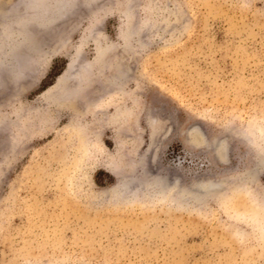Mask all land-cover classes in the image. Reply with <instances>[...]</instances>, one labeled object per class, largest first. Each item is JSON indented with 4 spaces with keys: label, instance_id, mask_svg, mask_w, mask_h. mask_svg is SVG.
Instances as JSON below:
<instances>
[{
    "label": "rangeland",
    "instance_id": "obj_1",
    "mask_svg": "<svg viewBox=\"0 0 264 264\" xmlns=\"http://www.w3.org/2000/svg\"><path fill=\"white\" fill-rule=\"evenodd\" d=\"M23 2L0 0V264H264V0H75L26 56Z\"/></svg>",
    "mask_w": 264,
    "mask_h": 264
},
{
    "label": "bare ground",
    "instance_id": "obj_2",
    "mask_svg": "<svg viewBox=\"0 0 264 264\" xmlns=\"http://www.w3.org/2000/svg\"><path fill=\"white\" fill-rule=\"evenodd\" d=\"M22 7L24 9V13H23L24 17L22 18V20H20V22L18 24L13 25V26L16 27L18 25L17 30H16L17 32L15 31L16 36L18 37V42L20 41L19 45H20L21 50H23L22 53L26 56L27 54H35L38 52L39 53L43 52L42 48L44 46V43H46V41H45L46 39L44 40L45 35H52L53 33H55V34L59 33V31H58L59 21H60L61 17H63V14L68 9L72 10L75 8V0H70V1H68V0H52L51 7H49V6L47 7L44 0H25V2H23ZM19 56H20V54H19ZM25 56H23L22 58H24ZM19 58H21V57H19ZM25 59H26V57H25ZM15 60H16V58H15ZM21 60L22 59H20L19 62ZM12 62H13V60H12ZM16 62H17V60H16ZM56 84L51 86L50 89L54 88L56 86ZM120 107L121 106L119 104H117V106H113V105L111 106V108H114L116 110H120ZM103 110L105 112L109 111L110 107L108 106V107L104 108ZM194 137H195V135H194ZM107 171L112 173V174L115 173V175H116V168L113 165L109 164L107 166ZM133 184H131V187L134 188V186H132ZM163 185L161 188H166V189H168L169 193H172V191H174L173 187L176 184L175 183H168V185L167 184L164 186ZM198 186H200V188H204L205 190H209V189L211 190V189H213V187H219L220 184L216 183V182H207L204 184H200ZM126 187H127V182L125 180L119 182L118 188L121 192ZM116 188L117 187L111 188V186H110V189L108 191H104L102 193L109 195L110 193H113L114 190H116ZM134 191H136L135 188L131 189L129 192L132 193ZM178 193H180V191ZM182 193H184V197H185L186 192L183 190ZM171 197H169L168 199L170 200ZM170 202H171V200H170Z\"/></svg>",
    "mask_w": 264,
    "mask_h": 264
},
{
    "label": "trees",
    "instance_id": "obj_3",
    "mask_svg": "<svg viewBox=\"0 0 264 264\" xmlns=\"http://www.w3.org/2000/svg\"><path fill=\"white\" fill-rule=\"evenodd\" d=\"M54 68H55V65H53L51 71H53ZM59 74H60V73H58V72H57V73H54L53 75H51V77L57 76V75H59ZM50 84H52V83H47L45 86H43V90L46 89V87H47L48 85H50ZM43 90H42V91H43Z\"/></svg>",
    "mask_w": 264,
    "mask_h": 264
}]
</instances>
